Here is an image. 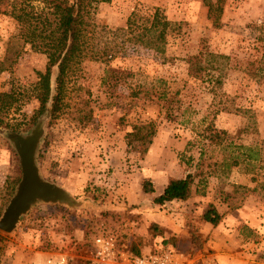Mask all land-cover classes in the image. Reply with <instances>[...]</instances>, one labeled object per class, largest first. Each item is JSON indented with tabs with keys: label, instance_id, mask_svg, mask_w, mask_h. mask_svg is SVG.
Here are the masks:
<instances>
[{
	"label": "rangeland",
	"instance_id": "1",
	"mask_svg": "<svg viewBox=\"0 0 264 264\" xmlns=\"http://www.w3.org/2000/svg\"><path fill=\"white\" fill-rule=\"evenodd\" d=\"M8 10L0 8V61L7 67L0 91L33 86L46 64L45 54L24 42L26 25ZM222 12L214 27L203 0L97 5L64 106L54 122L47 117L37 156L42 176L83 204L35 205L13 232L1 231L0 264H47L50 254L87 264L96 235L111 236L125 249L134 242L140 252L264 264V162L243 159L238 147L258 148L264 139V0H228ZM154 16L173 23L163 52L128 41L129 24L148 25ZM81 98L92 115L80 123L82 107L75 103ZM37 108L36 100L25 101L6 117L27 127L24 132L36 122ZM148 120L156 129L141 157L125 134ZM205 126L222 131L220 144L207 140ZM1 138L0 213L12 194L6 184L20 175L17 154ZM194 171L200 175L190 198L152 201L169 177ZM145 178L152 180L151 193L142 191ZM209 203L222 214L215 226L201 219ZM153 222L162 235L148 230Z\"/></svg>",
	"mask_w": 264,
	"mask_h": 264
},
{
	"label": "trees",
	"instance_id": "2",
	"mask_svg": "<svg viewBox=\"0 0 264 264\" xmlns=\"http://www.w3.org/2000/svg\"><path fill=\"white\" fill-rule=\"evenodd\" d=\"M111 0H0V8H9V15L18 22L26 25L24 42L31 47L40 50L46 56V64L43 71H37V80L33 86H13L10 91H0V132L3 128L10 131L20 132V122L13 123L6 116L9 111H18L25 101L36 100L39 116L46 111L49 124L54 122L64 106V92L68 83L69 74L80 62V55L84 45V37L87 26H89L94 10L99 3H107ZM207 5V18L211 20L214 27L220 25V16L228 0H203ZM154 22L146 25L129 24L128 41L132 44L146 46L158 52H163L166 36L173 25L166 19L159 20L153 17ZM157 20V21H156ZM213 59L225 56L211 53ZM7 70L4 63L0 61V73ZM81 104V105H79ZM75 107L78 109V121L87 122L91 118L92 110L89 108L88 100L81 98ZM125 134L127 146H136L139 154L143 157L151 143L155 133L156 124L152 120L134 122ZM206 127V126H205ZM207 140L212 144H220L221 133L215 128L206 127ZM2 140L0 136V141ZM258 148L238 147L243 159L249 162H264V139ZM11 151L16 155L14 150ZM201 158V154H200ZM235 160L238 156H234ZM234 160V161H235ZM200 162V161H199ZM197 163V165L199 164ZM200 171L188 172L181 177H169L162 192L153 197L155 204H163L173 200L185 201L190 198L195 178ZM19 174L12 177L6 184L5 192L10 195L19 180ZM141 188L145 193L154 190L152 180H142ZM222 218L216 207L209 203L201 213V219L212 225H217ZM154 235H162L163 230L157 223H151L148 227ZM4 240L0 230V243ZM134 254L140 253V248L134 242L127 247Z\"/></svg>",
	"mask_w": 264,
	"mask_h": 264
},
{
	"label": "water",
	"instance_id": "3",
	"mask_svg": "<svg viewBox=\"0 0 264 264\" xmlns=\"http://www.w3.org/2000/svg\"><path fill=\"white\" fill-rule=\"evenodd\" d=\"M47 117V112L44 111L34 125L24 132H14L6 128L0 132L16 152L20 166L17 185L0 213V230L3 232H13L21 218L39 203L62 204L70 208L83 204V201L75 199L61 185L41 174L37 156Z\"/></svg>",
	"mask_w": 264,
	"mask_h": 264
},
{
	"label": "built area",
	"instance_id": "4",
	"mask_svg": "<svg viewBox=\"0 0 264 264\" xmlns=\"http://www.w3.org/2000/svg\"><path fill=\"white\" fill-rule=\"evenodd\" d=\"M87 264H211L209 260H195L171 250H148L134 254L118 246L111 236L96 235L86 258ZM47 264H68L66 255L49 258Z\"/></svg>",
	"mask_w": 264,
	"mask_h": 264
},
{
	"label": "crops",
	"instance_id": "5",
	"mask_svg": "<svg viewBox=\"0 0 264 264\" xmlns=\"http://www.w3.org/2000/svg\"><path fill=\"white\" fill-rule=\"evenodd\" d=\"M175 201V200H174ZM51 255V257H49V258H55L57 255L55 254V256L54 255H52V254H50ZM37 256V255H36ZM41 258V257H40ZM49 258H47V259H49ZM46 259V258H45Z\"/></svg>",
	"mask_w": 264,
	"mask_h": 264
}]
</instances>
